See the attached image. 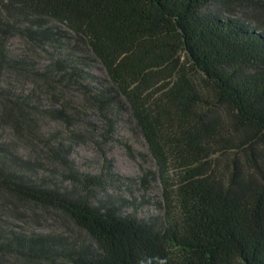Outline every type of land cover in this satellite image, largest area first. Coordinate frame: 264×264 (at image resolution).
Instances as JSON below:
<instances>
[{"label":"trees","instance_id":"trees-1","mask_svg":"<svg viewBox=\"0 0 264 264\" xmlns=\"http://www.w3.org/2000/svg\"><path fill=\"white\" fill-rule=\"evenodd\" d=\"M234 5L264 15V0H0L1 62L15 29L54 34L47 17L88 41L106 90L130 105L157 160L144 181L161 178L164 209L143 219L112 198L93 203L99 176L65 159L73 184L44 181L30 174L34 161L0 141V188L62 208L94 240L0 227L1 253L75 264H264V25L226 14Z\"/></svg>","mask_w":264,"mask_h":264},{"label":"rangeland","instance_id":"rangeland-1","mask_svg":"<svg viewBox=\"0 0 264 264\" xmlns=\"http://www.w3.org/2000/svg\"><path fill=\"white\" fill-rule=\"evenodd\" d=\"M225 12L264 25V15L256 17L250 6L234 5ZM46 24L54 32L48 37H34L18 28L5 40L6 59L0 61V141L34 161L30 174L44 181L71 186L67 159L73 168L100 177L90 189L93 203L112 198L124 214L143 219L161 216V178L152 173L150 181H144L146 172L158 171V163L130 105H119L106 90L107 71L85 38L57 19L47 17ZM0 227L94 242L62 208L2 188ZM0 264L75 262L58 254L0 252Z\"/></svg>","mask_w":264,"mask_h":264}]
</instances>
